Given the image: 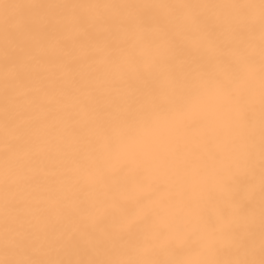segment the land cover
<instances>
[{
	"label": "snow or ice",
	"instance_id": "1",
	"mask_svg": "<svg viewBox=\"0 0 264 264\" xmlns=\"http://www.w3.org/2000/svg\"><path fill=\"white\" fill-rule=\"evenodd\" d=\"M0 264H264V0H0Z\"/></svg>",
	"mask_w": 264,
	"mask_h": 264
}]
</instances>
